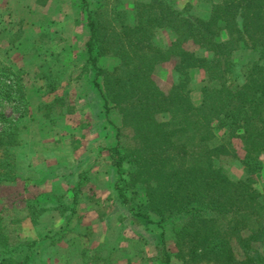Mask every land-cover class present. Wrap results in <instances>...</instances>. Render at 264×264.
I'll return each mask as SVG.
<instances>
[{"label": "trees", "instance_id": "1", "mask_svg": "<svg viewBox=\"0 0 264 264\" xmlns=\"http://www.w3.org/2000/svg\"><path fill=\"white\" fill-rule=\"evenodd\" d=\"M204 1L209 13L199 18L172 0L137 1L130 13L91 8V0H79L88 29L86 63L105 115L116 110L121 118L114 127L111 165L120 177V203L133 218L144 227L155 225L162 241L166 223L179 221L172 257L180 264H264V189L256 187L264 153V0ZM159 30L171 32L174 40L156 45ZM188 42L198 51L188 50ZM244 50L259 60L247 63L240 76L233 56ZM103 58H115L118 65L104 69L98 65ZM171 60L176 82L163 90L153 73ZM193 70L205 76L199 105L191 100ZM24 76L22 69L0 62V107L11 106L20 116L28 110ZM0 126L1 187L16 179L14 149L20 146L21 127L1 113ZM235 140L242 151L239 180L220 166L221 160L238 158ZM139 190L145 205L133 204L125 193L136 198ZM73 193V205H59L60 213L74 209L78 187ZM2 213L0 264H29V254L21 260L13 255Z\"/></svg>", "mask_w": 264, "mask_h": 264}, {"label": "rangeland", "instance_id": "2", "mask_svg": "<svg viewBox=\"0 0 264 264\" xmlns=\"http://www.w3.org/2000/svg\"><path fill=\"white\" fill-rule=\"evenodd\" d=\"M137 1L149 0H91L90 4L130 13ZM172 1L192 16H208L210 4L204 0ZM23 3L0 0V62L24 71L28 103L23 116L11 106L0 107L1 114L21 127L20 146L14 149L16 179L0 187V209L10 247L15 248L13 255L21 260L29 254V264H165L164 241L170 264H180L172 257L173 229L180 222L166 223L162 241L160 229L144 227L120 203L116 190L120 177L111 165V150L116 144L114 127L120 126L121 118L116 110L105 115L94 73L88 70L84 50L88 29L79 0ZM43 33L46 38H39ZM174 38L171 32L159 30L154 42L163 46ZM186 48L198 51L191 42ZM233 60L235 73L241 76L242 68L259 58L244 50ZM98 65L112 70L118 60L103 58ZM175 65L171 60L155 69L153 79L161 89L176 82ZM190 78L191 100L199 105L204 73L193 70ZM97 83L101 86V79ZM50 87L55 90L49 92ZM51 103L53 107H45ZM219 140L218 136L214 142ZM233 145L238 158L221 160L220 166L232 180H239L243 177L241 145L236 140ZM260 160L256 187L263 190L264 153ZM77 187L74 209L60 213L59 205H73ZM138 192L136 198L125 193L133 204L145 205L143 191ZM28 205L34 209L31 214ZM151 219L158 220L154 215Z\"/></svg>", "mask_w": 264, "mask_h": 264}, {"label": "crops", "instance_id": "3", "mask_svg": "<svg viewBox=\"0 0 264 264\" xmlns=\"http://www.w3.org/2000/svg\"><path fill=\"white\" fill-rule=\"evenodd\" d=\"M27 1H28V0H20L21 3L24 2V3L22 4V6H27ZM52 2H53V1H52ZM42 30H43V29H42ZM41 32H42V31H41ZM41 32H40V33H41ZM39 38L45 39V38H46V33H43V35L40 34V35H39ZM84 150H85V149H84ZM72 202H73V201H72ZM67 206H68V205H67ZM126 262L128 263V259H127V258H126ZM105 264H106V263H105Z\"/></svg>", "mask_w": 264, "mask_h": 264}]
</instances>
